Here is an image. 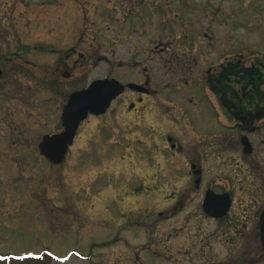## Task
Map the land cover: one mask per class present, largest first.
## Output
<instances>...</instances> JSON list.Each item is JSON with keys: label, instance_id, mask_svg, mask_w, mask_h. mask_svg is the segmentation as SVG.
<instances>
[{"label": "rangeland", "instance_id": "374dc122", "mask_svg": "<svg viewBox=\"0 0 264 264\" xmlns=\"http://www.w3.org/2000/svg\"><path fill=\"white\" fill-rule=\"evenodd\" d=\"M232 61L264 65V0H0V264H164L168 247L184 251L172 194L188 187L187 156L166 140L219 132L225 111L200 75ZM104 77L149 92L126 89L49 163L41 137L62 131L71 92Z\"/></svg>", "mask_w": 264, "mask_h": 264}, {"label": "flooded vegetation", "instance_id": "af4514ba", "mask_svg": "<svg viewBox=\"0 0 264 264\" xmlns=\"http://www.w3.org/2000/svg\"><path fill=\"white\" fill-rule=\"evenodd\" d=\"M192 21L196 22L195 14H192ZM162 23L166 25L167 21L162 20ZM164 45L171 46V42ZM253 73L255 71L250 75L241 74L233 61L216 72L207 69L200 75V81L217 90L219 104L225 111L216 119L219 132L212 135L211 141H208L207 133L198 132H194L195 136L190 132L166 140L172 156L182 149L187 156L182 178L188 180V187L177 188L173 184L175 194H172V200L176 204L172 212L177 213L183 205L186 207L188 246L179 252L168 247L171 257L158 254L157 260L161 263L261 264L264 261L260 240L264 165L256 157L262 152L264 137L260 144L255 137L264 128V77H260L261 85L256 86ZM242 81L244 83L240 85ZM184 83L188 84V81ZM193 129H197L196 123L191 126ZM182 137L185 140L180 142ZM211 155L216 158L214 166L206 165ZM237 158L240 164L237 165V161L231 164ZM172 225L174 229L175 224ZM175 238L178 237L173 235L172 239Z\"/></svg>", "mask_w": 264, "mask_h": 264}, {"label": "water", "instance_id": "95a60500", "mask_svg": "<svg viewBox=\"0 0 264 264\" xmlns=\"http://www.w3.org/2000/svg\"><path fill=\"white\" fill-rule=\"evenodd\" d=\"M1 74V72H0ZM129 88L146 91L136 84H128ZM125 86L116 79H97L86 88L73 92L63 108L61 123L63 131L58 134L44 135L38 144L39 152L51 164L61 163L68 147L73 143L75 132L89 114H104L111 101L116 98ZM260 240L264 248V211L260 218Z\"/></svg>", "mask_w": 264, "mask_h": 264}, {"label": "trees", "instance_id": "16d2710c", "mask_svg": "<svg viewBox=\"0 0 264 264\" xmlns=\"http://www.w3.org/2000/svg\"><path fill=\"white\" fill-rule=\"evenodd\" d=\"M256 65H252L253 67H247V66L244 67L243 66V63L241 62L239 65H236V68H237V70L239 69V71L241 72V74H248V75H250V74H252V72H254V71L256 72V70L258 72H261L262 74L261 73L260 74L253 73V75L255 74L256 80H257L256 86H260L261 85L260 77H262V75L264 77V72H263V69L262 68H259V67L256 68Z\"/></svg>", "mask_w": 264, "mask_h": 264}]
</instances>
